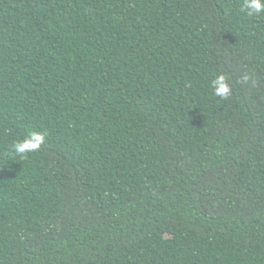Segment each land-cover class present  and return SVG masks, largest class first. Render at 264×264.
<instances>
[{"label":"trees","instance_id":"16d2710c","mask_svg":"<svg viewBox=\"0 0 264 264\" xmlns=\"http://www.w3.org/2000/svg\"><path fill=\"white\" fill-rule=\"evenodd\" d=\"M242 7L0 0V264H264V13Z\"/></svg>","mask_w":264,"mask_h":264},{"label":"clouds","instance_id":"9594fccd","mask_svg":"<svg viewBox=\"0 0 264 264\" xmlns=\"http://www.w3.org/2000/svg\"><path fill=\"white\" fill-rule=\"evenodd\" d=\"M241 11L247 13L249 17L264 13V0H243ZM228 77L224 74H219L211 81V88L215 96L221 99H228L231 95V87L228 83ZM244 80L248 77L244 76ZM46 133L31 132L27 137L13 143L12 151L21 159L26 158V155L31 152L38 151L44 143Z\"/></svg>","mask_w":264,"mask_h":264}]
</instances>
